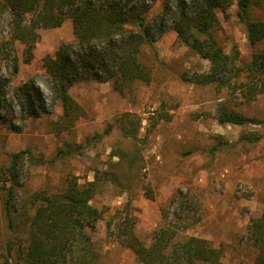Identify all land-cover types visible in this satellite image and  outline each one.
Instances as JSON below:
<instances>
[{
    "label": "rangeland",
    "instance_id": "1",
    "mask_svg": "<svg viewBox=\"0 0 264 264\" xmlns=\"http://www.w3.org/2000/svg\"><path fill=\"white\" fill-rule=\"evenodd\" d=\"M138 1L151 4V32L161 24L164 29L154 47L147 41L141 46L140 60L150 68L151 80L126 82L121 89L114 88L112 80H78L68 87L80 106L70 120L44 64L62 43L74 39L71 19L38 28L31 49L28 43H13L20 63L17 74L0 59V72L13 83L10 94L32 80L46 105V112L23 119L17 98L7 110L16 125L0 121V183L11 154L28 150L18 163L13 228L5 210L6 192L0 190V264L7 259L9 264H28L27 217L36 210L34 193L63 192L71 180H94L98 170L119 178L100 180L91 199L101 213L95 227L88 229L98 264H140L134 251L116 237L118 219L128 213L134 233L149 244L155 230L169 226L168 218L180 209L198 218L176 228L180 238L196 235L223 248L218 263L193 264H256L247 228L252 217L264 213V93L247 99L240 90L243 77L236 79L237 87L231 86L234 80L227 86L196 83L211 63L173 28L175 18L190 13L196 0H169L165 14L164 0ZM237 11L236 3L226 11L218 9L209 32L195 33L201 39L213 37L228 53L238 51L245 64L262 46L250 43ZM250 14L253 20L264 19V0L253 3ZM7 36L0 28V41ZM222 105L256 121L221 123ZM181 199L185 206H179Z\"/></svg>",
    "mask_w": 264,
    "mask_h": 264
},
{
    "label": "trees",
    "instance_id": "2",
    "mask_svg": "<svg viewBox=\"0 0 264 264\" xmlns=\"http://www.w3.org/2000/svg\"><path fill=\"white\" fill-rule=\"evenodd\" d=\"M0 0V28L6 29V38L0 41V59L12 66L13 74L20 69L19 56L14 42L29 44L38 28L56 27L71 19L74 39L60 45L55 56L46 57V74L55 84L61 96L66 118L79 114L80 106L68 93V87L85 79L112 80L114 88L137 79L149 82L150 68L141 62L140 52L144 42L154 45V39L164 31L163 24L151 32L148 11L151 4L138 0ZM190 13L175 18L173 28L179 38L211 63L209 72L197 78L196 83H215L220 86L237 87L247 99L264 93V19L253 20L250 8L262 0H196ZM238 6L237 14L244 21L247 37L253 46H262L253 52L248 63H242L239 52H226L213 38L201 39L195 32L208 33L218 19V9L226 11L232 4ZM169 9V0H164L163 14ZM154 47V46H153ZM12 80L0 72V121L15 126L14 119L7 115L13 100L18 98L23 119L46 112L41 92L28 80L12 89ZM9 97V98H8ZM11 100V101H8ZM8 101V102H7ZM70 120V119H69ZM221 123L245 124L255 118L232 112L225 105L219 108ZM245 139V136H243ZM255 138V137H254ZM24 153L11 154V164L5 168L0 190H5V210L11 228L15 227L17 210L15 185L18 180V163ZM96 178L80 184L71 180L63 192H36L31 201L35 213L27 217L29 243L25 250L28 264H98V254L88 233L101 218L99 209L91 203L100 180L118 182L116 174L96 171ZM185 199L179 206H185ZM180 209L168 218L169 226L155 230L151 243L143 242L133 231L131 217L127 213L117 220L114 229L118 240L130 247L140 264H193L195 262L218 263L223 248L215 246L204 237L190 235L180 238L176 230L185 221H197L183 215ZM164 218H165V214ZM167 221V216H166ZM248 239L256 249V264H264V213L252 217L248 225ZM7 251L11 253L12 246ZM3 264H9L5 260Z\"/></svg>",
    "mask_w": 264,
    "mask_h": 264
}]
</instances>
